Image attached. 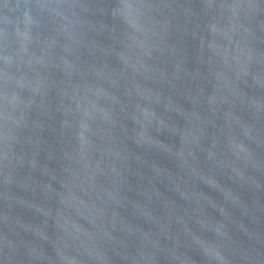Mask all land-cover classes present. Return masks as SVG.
Masks as SVG:
<instances>
[{
    "label": "water",
    "instance_id": "obj_1",
    "mask_svg": "<svg viewBox=\"0 0 264 264\" xmlns=\"http://www.w3.org/2000/svg\"><path fill=\"white\" fill-rule=\"evenodd\" d=\"M0 264H264V0H0Z\"/></svg>",
    "mask_w": 264,
    "mask_h": 264
}]
</instances>
